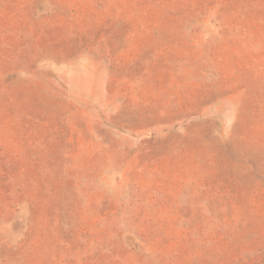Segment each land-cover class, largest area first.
I'll list each match as a JSON object with an SVG mask.
<instances>
[{
	"label": "rangeland",
	"instance_id": "rangeland-1",
	"mask_svg": "<svg viewBox=\"0 0 264 264\" xmlns=\"http://www.w3.org/2000/svg\"><path fill=\"white\" fill-rule=\"evenodd\" d=\"M0 264H264V0H0Z\"/></svg>",
	"mask_w": 264,
	"mask_h": 264
}]
</instances>
